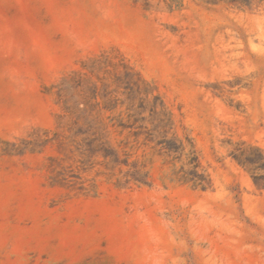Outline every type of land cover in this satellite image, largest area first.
I'll use <instances>...</instances> for the list:
<instances>
[{"label":"rangeland","instance_id":"374dc122","mask_svg":"<svg viewBox=\"0 0 264 264\" xmlns=\"http://www.w3.org/2000/svg\"><path fill=\"white\" fill-rule=\"evenodd\" d=\"M178 1L0 0V264H264V0Z\"/></svg>","mask_w":264,"mask_h":264},{"label":"trees","instance_id":"16d2710c","mask_svg":"<svg viewBox=\"0 0 264 264\" xmlns=\"http://www.w3.org/2000/svg\"><path fill=\"white\" fill-rule=\"evenodd\" d=\"M182 0H179L178 2L180 3ZM203 1H205L206 3H211V4H214V3H218V2H220V1H232V2H239V3H241L242 2V0H203ZM166 144V147H165V149L167 150V152H176V150H177V148L176 147H174L171 143H165ZM181 151L183 150V148H181L180 149ZM193 161H194V157H193ZM197 168V166L196 165H194L193 166V170H192V177L190 178V180H193L197 175L194 173V171H195V169ZM181 180H185V181H187L186 179H185V177H179Z\"/></svg>","mask_w":264,"mask_h":264}]
</instances>
